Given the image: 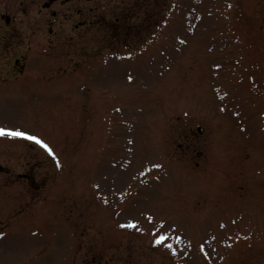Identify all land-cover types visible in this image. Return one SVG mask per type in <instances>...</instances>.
I'll return each instance as SVG.
<instances>
[{
    "label": "rangeland",
    "instance_id": "obj_1",
    "mask_svg": "<svg viewBox=\"0 0 264 264\" xmlns=\"http://www.w3.org/2000/svg\"><path fill=\"white\" fill-rule=\"evenodd\" d=\"M0 128V264H264V0H0Z\"/></svg>",
    "mask_w": 264,
    "mask_h": 264
},
{
    "label": "flooded vegetation",
    "instance_id": "obj_2",
    "mask_svg": "<svg viewBox=\"0 0 264 264\" xmlns=\"http://www.w3.org/2000/svg\"><path fill=\"white\" fill-rule=\"evenodd\" d=\"M122 18H125V16H123ZM96 19H97V16H96ZM98 19H100V18H98ZM117 19V18H116ZM91 22V21H90ZM88 23V20H86V23L85 24H87ZM122 23V22H121ZM121 23H118L117 24V26L115 25V26H113V30L111 31L112 33H113V39H117V37H115V36H117V32H116V30L117 29H120V28H125V27H127V26H119V24H121ZM118 34H120V31H118ZM112 39H110V41H111ZM121 41V40H120ZM23 56V54H20V55H18V56H16V57H14L13 59H12V64H11V68H12V71L11 72H8V73H11V75H8V77H10V76H17V72H19V73H23V70H24V64H23V62H24V58L22 57ZM16 61V62H15ZM15 63V64H14ZM6 75V76H7ZM17 78V77H16ZM196 130H197V127H196ZM202 131H203V129L202 130H197L196 132L197 133H202ZM196 133V134H197ZM196 134H194V135H191V136H195ZM188 137V136H187ZM197 139H194L193 137H191V138H189L188 140H187V143H186V147H187V150L186 151H188V152H192L193 153V151H194V156L195 157H197L198 159H202V160H205V158H206V161L209 159V154L206 152H204L203 150L204 149H202L203 148V146L205 145V143L203 144V143H199V142H197L196 141ZM195 146H197V148H195ZM206 150V149H205ZM194 164H195V166H198V161H194ZM1 166H0V171L1 172H3V173H5V174H9L10 175V179H14V177H15V175H17V177L18 178H22L23 180L25 179V182H26V184H27V186L29 187V188H34L35 190H40V189H42V184L41 183H37V182H35V180H34V177H33V174L32 173H30V170H29V168H27L26 166L27 165H22L21 167H20V169H18V170H11V167L8 165V164H5V165H2V163L0 164ZM16 171V172H15ZM15 174V175H14ZM19 175H20V177H19ZM16 178V177H15ZM20 178V179H21ZM29 179L31 180V182H29ZM8 218H6V219H1L0 218V234H1V230H3L4 229V227L7 225H10L11 224V222L10 221H8L7 220ZM8 221V222H7ZM19 221V220H18ZM12 222H13V220H12ZM17 225H19L20 226V224L19 223H16ZM1 238H3L4 239V237H2V235H0V240H1ZM6 240V239H5ZM5 242H7V241H4V242H0V246H3V245H6L7 246V243L5 244ZM14 244L16 245V246H18L19 247V242L17 241H15L14 242ZM109 261H111V260H108L106 263H108ZM98 264H100L99 262H98Z\"/></svg>",
    "mask_w": 264,
    "mask_h": 264
},
{
    "label": "snow or ice",
    "instance_id": "obj_3",
    "mask_svg": "<svg viewBox=\"0 0 264 264\" xmlns=\"http://www.w3.org/2000/svg\"><path fill=\"white\" fill-rule=\"evenodd\" d=\"M0 134H8V135H13V136H23V137H27V138L32 139V140L38 142L39 144H41L49 152L52 151L51 148L43 140H41L39 137H37V136H31V135H29V133L20 131L18 129L15 130V131H13V130H9V129H2V128H0ZM159 239L162 240L163 237H160Z\"/></svg>",
    "mask_w": 264,
    "mask_h": 264
}]
</instances>
